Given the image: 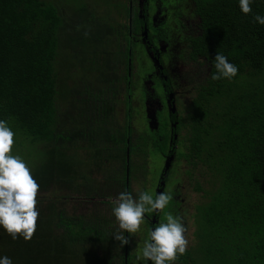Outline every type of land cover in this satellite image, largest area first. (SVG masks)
Returning a JSON list of instances; mask_svg holds the SVG:
<instances>
[{
    "label": "trees",
    "instance_id": "trees-1",
    "mask_svg": "<svg viewBox=\"0 0 264 264\" xmlns=\"http://www.w3.org/2000/svg\"><path fill=\"white\" fill-rule=\"evenodd\" d=\"M192 1L200 32L183 36L185 58L203 59L209 71L182 121L187 148L181 155L198 171L203 184L196 180L194 187L204 200L196 205L191 243L178 261L264 264V25L254 19L264 17V0H253L247 15L239 0ZM86 4L69 17L47 0H0V120L15 133L14 147L23 144L19 137L31 144L19 155L39 184L33 239L13 240L0 227V258L12 264H129V247L114 238L121 230L111 197L130 193L134 152L144 157L150 145L165 149V137H132L128 109L122 127L115 118V105L127 103L131 87L133 44L121 51L120 39L143 24L134 1L129 25H108ZM111 34L115 52L108 49ZM61 49L86 70L77 85L60 81ZM217 53L237 66L231 80L211 79ZM71 199L88 205L69 213Z\"/></svg>",
    "mask_w": 264,
    "mask_h": 264
},
{
    "label": "rangeland",
    "instance_id": "rangeland-1",
    "mask_svg": "<svg viewBox=\"0 0 264 264\" xmlns=\"http://www.w3.org/2000/svg\"><path fill=\"white\" fill-rule=\"evenodd\" d=\"M49 2H53L55 5L59 6L60 11L64 14V16L73 17L74 15L70 12V10H74L77 8H82V4L87 3L88 8L94 10L95 15L103 16L104 21H107L108 25H129L128 10L131 6L132 0H47ZM135 3V7L138 8V11L141 9V5L143 0H133ZM163 1V0H162ZM161 0H150V13L154 17L156 16V21H159L161 17H170L171 12L173 14H178V7L173 4H168L164 2V6ZM179 2L187 4V14L188 16H184V22L191 25L187 28L189 34H198L200 32L199 26V18L194 14V4L192 0H179ZM86 4V5H87ZM56 5V6H57ZM152 5L154 8H152ZM160 10V13H159ZM134 11V8H133ZM133 14V13H132ZM100 16V18H101ZM166 19V18H165ZM183 19V16H182ZM187 19V21L185 20ZM173 22V20H172ZM125 36V35H124ZM123 36V37H124ZM109 43V51L114 52L117 50V41L116 38L111 34L108 36ZM121 47L119 48L121 51H124L125 46L129 43L133 44V54L127 60L129 68L132 65V76H131V88L128 92L131 94V97L128 98L127 103L125 101L120 100L115 105L116 112L115 118L117 124L119 126H123L125 122V114L128 109L130 117L127 119L130 127L131 134L133 138H136L140 134H146L150 138L157 139L158 136L155 134L156 131L160 128L163 130V122L164 118L167 119V115L169 114V100L167 94L164 92L162 84L157 80L159 77L154 73L152 75L151 70L153 71L154 67L152 63L150 64L146 57L150 60V55L147 54L146 48L143 47V39L141 37V33L137 35L125 36L121 38ZM141 43V44H140ZM140 44V45H138ZM163 47V46H162ZM181 46L172 45L170 47H166L165 51H162L165 57L168 58L166 65L167 77L170 79L171 84H173V95L176 101V110L177 108L180 110L181 116H186L189 109V101L195 94L196 85L203 81V79L207 76L209 71L208 62L203 59L197 61L195 63L187 61L185 59H178L175 56L177 52L180 51ZM69 50L61 49L58 61L56 64V69L61 77L60 81L66 83V85L74 86L79 83V80L88 77L86 74V70L79 67L78 64H72L70 59L67 57V53ZM149 55V56H148ZM122 58H125V53L121 54ZM110 61L109 65L114 67V53L109 55ZM153 62V61H152ZM87 68V65H86ZM158 78H157V77ZM64 78V80H62ZM156 79V80H155ZM85 80V79H84ZM120 98L124 93V86L122 83L119 85ZM58 102L62 103L63 100L58 97ZM163 104V105H160ZM161 111V116L158 117L157 113ZM163 113V114H162ZM185 130L181 129V134L184 133ZM180 134V135H181ZM20 136V135H18ZM184 137V136H183ZM22 140L21 145L17 147H13L12 155H19L20 150H28L30 149L31 144L29 141H25L23 138L19 137ZM37 146V145H33ZM179 151L185 153V147L183 145L179 146ZM20 156V155H19ZM82 156V154H80ZM133 164H135V169L133 171L132 179L130 181V193L132 194L134 199H138L139 193L148 192L149 194L156 197V188L158 184V177L163 169L164 157L161 154H157L155 150L151 148V145L148 147L147 154L143 157L139 153L134 152L131 155ZM23 160L26 159L25 156H20ZM28 157V156H27ZM81 160L80 158H77ZM140 164V166H139ZM143 164V165H142ZM93 169L92 164L88 165ZM97 167V165H96ZM189 172H192V176H189ZM198 171L196 169L192 170V165L186 161L184 156H178L172 161L170 166V170L168 173V181L166 182L165 191L172 192L178 194V199L182 198V203L179 205L173 206L171 209L172 214L174 216L181 215L184 217V223L188 227V232L186 233L187 238L189 239V244L191 243L192 235L195 229L194 222V214L196 211V205L202 203L204 200V196L202 191H198L195 189L194 184L196 180H199ZM99 176V173L97 175ZM203 184L202 182H200ZM67 191V190H66ZM64 190L57 188L56 192L67 193ZM114 197H111V201L114 203L116 200ZM99 198H93L90 205L93 203H97ZM79 200L71 199L67 203V211L72 213L73 211H81L84 210L85 204H78ZM166 209L163 212L159 213L160 220L166 219ZM149 214V213H146ZM159 224V223H158ZM119 226V223L117 222ZM147 222L144 219V222L141 225V229L136 234L128 233V240L130 243V262L129 264H145L144 259H137L138 256L142 257V251L144 244L148 239L149 231L147 227ZM158 226V225H157ZM128 243V245H129ZM129 247V246H128Z\"/></svg>",
    "mask_w": 264,
    "mask_h": 264
},
{
    "label": "clouds",
    "instance_id": "clouds-1",
    "mask_svg": "<svg viewBox=\"0 0 264 264\" xmlns=\"http://www.w3.org/2000/svg\"><path fill=\"white\" fill-rule=\"evenodd\" d=\"M253 0H239V6L244 14L252 13ZM255 21L264 25V17L254 16ZM216 74L211 79L220 80L222 77L231 80L238 73V68L230 63L226 56L217 53L214 57ZM15 133L7 122L0 120V227L13 240L23 238L31 241L37 231L39 211V184L31 174L30 168L19 155H12ZM172 196L159 193L155 198L148 192L139 193L134 199L131 193L121 192L114 201L113 213L121 231L114 238L127 245L129 240L122 234L126 231L136 234L144 222L145 213L163 210L169 205ZM188 227L181 215L166 214V222L161 220L158 226L150 231V240L145 242L142 257L153 264H175L186 254L189 239L186 236ZM0 264H12V260L4 256Z\"/></svg>",
    "mask_w": 264,
    "mask_h": 264
},
{
    "label": "flooded vegetation",
    "instance_id": "flooded-vegetation-1",
    "mask_svg": "<svg viewBox=\"0 0 264 264\" xmlns=\"http://www.w3.org/2000/svg\"><path fill=\"white\" fill-rule=\"evenodd\" d=\"M150 0H143L142 5H141V9L138 11V8L135 7V3H134V13L136 15V18L140 19L143 21V24H138V30H136L135 32L132 33H128L129 36L131 35H137L138 33H141V37L143 39V47L146 48V52L147 54H149L148 56L150 57L151 62L149 61V58H147L148 62L154 67L153 71L151 70L152 75L154 73H156V75L159 77V79H157L163 87L164 92L167 94L168 96V100H169V114L167 115V119L164 118V122H163V130L161 131V129L159 128L158 131L155 132V134L158 136L157 141H162L163 137L166 138V142H164L165 144V149L164 151H157L156 153L159 155L161 154V156L164 157V162H163V169H161V172L159 174L158 177V186L156 188V196L157 194V190L161 189V193L164 192V189H166V182L168 181V173L170 170V167L168 168V170L166 172H164V163L166 161V159H168L170 156H172V160H171V164L172 161L177 158L178 156H181V153L183 154V152L179 151V146L183 145L185 147V150L187 148V143L185 142V135L187 133V129L185 126H183L182 121L184 119V117L186 116H181L180 115V110L177 108L176 110V101L174 99V97H170V94L173 95V84H171V77L170 79H168L167 77V70H166V65L164 66L165 63H167L168 58L165 57L164 53L162 51H165L166 47H170L172 45H176L177 46H181L180 51L177 52V55L175 56L178 59H185L187 61L190 62H197L200 61H192V60H188L185 58L186 56V52L188 50V45L187 42L185 41L183 36H187L189 35L187 28L190 27L191 25H189L188 23L184 22V16H188L187 14V4L186 3H182L179 2V0H173V3L176 7H178V14H173L172 12L170 13L171 16L170 17H161V19L159 21H156V16L154 17V15L152 16L150 11ZM162 1V0H161ZM164 2L168 3V4H173L171 1L169 0H163L162 4L164 6ZM152 8H154V6L152 5ZM160 13V10H159ZM195 14V13H194ZM183 16V19H182ZM131 19V18H129ZM173 20V22H172ZM187 21V19H185ZM146 32V36L143 35V32ZM195 35V34H194ZM141 44V43H140ZM138 44V45H140ZM163 46V47H162ZM153 61V62H152ZM119 67V66H118ZM119 71L123 72L122 69H120ZM130 74L129 76H132V65L131 68L129 70ZM156 76V77H157ZM157 77V78H158ZM156 80V79H155ZM131 82V80H130ZM130 89H132L131 87H129ZM131 97V94H129L128 98ZM191 101V99H190ZM190 101H189V105H190ZM160 105H163L160 103ZM172 108H174V112H172ZM189 111V109H188ZM188 113V112H187ZM163 114V113H162ZM158 117L161 116V111H159L157 113ZM187 115V114H186ZM181 129H184L185 132L181 134ZM181 134V135H180ZM184 136V137H183ZM183 156V155H182ZM171 166V165H170ZM165 173V174H164ZM100 177H103V175L100 173L99 174ZM163 179L164 183L162 185V187L160 188L159 186V182L160 180ZM129 187V186H128ZM167 193H169L172 196V200L170 201L169 205L165 208L167 210V212H170L172 214V208L173 206H177L180 204V202L182 203L183 199L179 198L178 199V194L172 193V192H168L165 191ZM117 199V198H115ZM159 213L160 211L157 212H151L149 214L145 213L144 219L147 222V227H148V231L150 233V231L154 230L158 223L161 222L160 218H159ZM173 215V214H172ZM155 220V222H152V220ZM166 222V219H163ZM126 238L128 239V232L126 233ZM150 240V235L148 236V239L144 241H149ZM129 246L130 249V243L129 245L127 244V247ZM130 252V250H129ZM131 253V252H130ZM145 264H153L152 261H146L145 260ZM175 264H180L179 261L175 262Z\"/></svg>",
    "mask_w": 264,
    "mask_h": 264
},
{
    "label": "water",
    "instance_id": "water-1",
    "mask_svg": "<svg viewBox=\"0 0 264 264\" xmlns=\"http://www.w3.org/2000/svg\"><path fill=\"white\" fill-rule=\"evenodd\" d=\"M143 35L146 36V32H145V31L143 32ZM171 96H172V94H170V97H171ZM171 110H172V112H174V108H172ZM127 157H128V153H127ZM171 160H172V156H170L168 159H166V161H165V163H164V172H166V171L168 170V168L170 167V165H171ZM127 172H128V168H127ZM164 174H165V173H164ZM127 176H128V175H127ZM127 176H126V177H127ZM163 183H164V181H163V179H161L160 182H159V186H160V188L162 187ZM159 193H161V189H158V190H157V194H159ZM156 212H157V211H156ZM152 222H155V220L153 219Z\"/></svg>",
    "mask_w": 264,
    "mask_h": 264
}]
</instances>
